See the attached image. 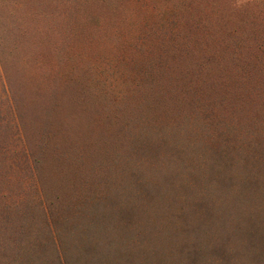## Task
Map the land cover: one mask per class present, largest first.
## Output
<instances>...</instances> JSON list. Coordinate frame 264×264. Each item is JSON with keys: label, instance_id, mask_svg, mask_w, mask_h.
Listing matches in <instances>:
<instances>
[{"label": "rangeland", "instance_id": "rangeland-1", "mask_svg": "<svg viewBox=\"0 0 264 264\" xmlns=\"http://www.w3.org/2000/svg\"><path fill=\"white\" fill-rule=\"evenodd\" d=\"M0 264H264V0H0Z\"/></svg>", "mask_w": 264, "mask_h": 264}]
</instances>
